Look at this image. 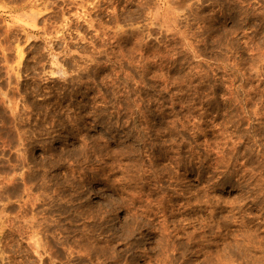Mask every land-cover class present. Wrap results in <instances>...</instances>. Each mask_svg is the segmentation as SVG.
I'll return each mask as SVG.
<instances>
[{"label": "clouds", "instance_id": "1", "mask_svg": "<svg viewBox=\"0 0 264 264\" xmlns=\"http://www.w3.org/2000/svg\"><path fill=\"white\" fill-rule=\"evenodd\" d=\"M0 264H264V0H0Z\"/></svg>", "mask_w": 264, "mask_h": 264}]
</instances>
